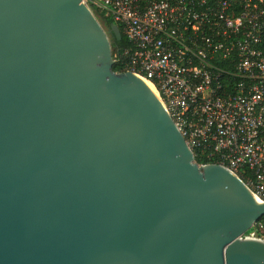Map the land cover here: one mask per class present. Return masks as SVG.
<instances>
[{"label":"water","instance_id":"water-1","mask_svg":"<svg viewBox=\"0 0 264 264\" xmlns=\"http://www.w3.org/2000/svg\"><path fill=\"white\" fill-rule=\"evenodd\" d=\"M114 67L84 0H0V264H264V201Z\"/></svg>","mask_w":264,"mask_h":264},{"label":"built area","instance_id":"built-area-1","mask_svg":"<svg viewBox=\"0 0 264 264\" xmlns=\"http://www.w3.org/2000/svg\"><path fill=\"white\" fill-rule=\"evenodd\" d=\"M84 1L122 29L117 72L150 85L195 161L226 167L264 201V0ZM244 238L264 241V216Z\"/></svg>","mask_w":264,"mask_h":264},{"label":"trees","instance_id":"trees-1","mask_svg":"<svg viewBox=\"0 0 264 264\" xmlns=\"http://www.w3.org/2000/svg\"><path fill=\"white\" fill-rule=\"evenodd\" d=\"M111 25V22L109 23V27ZM122 40L120 42H117L116 44H112L113 46V53L115 54L116 52L121 53L124 49L129 48L130 47V43L127 39V37L125 36V34L123 33L122 29ZM115 71H122L123 68L119 65L116 64L114 67ZM198 163H203V164H207L208 161H203V160H197Z\"/></svg>","mask_w":264,"mask_h":264},{"label":"flooded vegetation","instance_id":"flooded-vegetation-1","mask_svg":"<svg viewBox=\"0 0 264 264\" xmlns=\"http://www.w3.org/2000/svg\"><path fill=\"white\" fill-rule=\"evenodd\" d=\"M107 31H108V36H109V38H110V40L113 42V44H116L117 42H120L121 40H119L115 35H114V33L112 32V30H111V27H108L107 28ZM122 38H123V36H122Z\"/></svg>","mask_w":264,"mask_h":264},{"label":"rangeland","instance_id":"rangeland-1","mask_svg":"<svg viewBox=\"0 0 264 264\" xmlns=\"http://www.w3.org/2000/svg\"><path fill=\"white\" fill-rule=\"evenodd\" d=\"M100 23H101V24H102V26L104 27L105 31L108 33V31H107V28H108V27L106 26V24H104V23H103V22H101V21H100ZM111 43L113 44V42H112V41H111Z\"/></svg>","mask_w":264,"mask_h":264}]
</instances>
